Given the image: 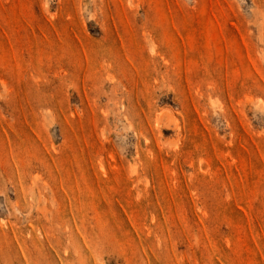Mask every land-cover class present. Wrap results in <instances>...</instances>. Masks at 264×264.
Wrapping results in <instances>:
<instances>
[{
    "label": "rangeland",
    "instance_id": "obj_1",
    "mask_svg": "<svg viewBox=\"0 0 264 264\" xmlns=\"http://www.w3.org/2000/svg\"><path fill=\"white\" fill-rule=\"evenodd\" d=\"M0 264H264V0H0Z\"/></svg>",
    "mask_w": 264,
    "mask_h": 264
}]
</instances>
